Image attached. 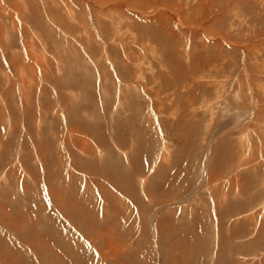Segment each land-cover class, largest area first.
<instances>
[{
    "label": "rangeland",
    "instance_id": "1",
    "mask_svg": "<svg viewBox=\"0 0 264 264\" xmlns=\"http://www.w3.org/2000/svg\"><path fill=\"white\" fill-rule=\"evenodd\" d=\"M0 26V264H264V0H0Z\"/></svg>",
    "mask_w": 264,
    "mask_h": 264
},
{
    "label": "bare ground",
    "instance_id": "2",
    "mask_svg": "<svg viewBox=\"0 0 264 264\" xmlns=\"http://www.w3.org/2000/svg\"><path fill=\"white\" fill-rule=\"evenodd\" d=\"M3 10V9H2ZM1 10V11H2ZM14 14V13H13ZM17 17V16H16ZM13 18V17H12ZM18 18V17H17ZM19 19V18H18ZM11 20V19H10ZM2 21H4V20H2ZM23 21V20H22ZM25 21V20H24ZM10 23H11V21H10ZM24 23V22H23ZM12 24H14V25H12V27L14 28V29H16V30H18L19 31V27L17 26L18 24L19 25H23L22 24V22L20 23H12ZM24 26V25H23ZM41 26V25H40ZM25 27V26H24ZM27 27V26H26ZM25 27V28H26ZM35 27V26H34ZM22 28V27H21ZM10 29H11V27H10ZM22 29H24V28H22ZM22 31V30H21ZM26 31V30H25ZM8 32H9V30L8 29H5L4 27H1L0 26V43H1V46H2V49H3V51L5 52V54L7 53L6 52V49H7V47L8 46H6L7 45V43H6V41H5V39H6V36H8ZM36 34V33H35ZM22 35V38H23V40H25L24 38L26 37L24 34H21ZM12 36V35H11ZM9 37V36H8ZM7 39H9V38H7ZM22 42V44H23V47H25V48H27V42H25V41H21ZM9 44H10V42H9ZM13 44V43H12ZM30 45V44H29ZM32 46V45H31ZM61 46V45H60ZM28 48H29V46H28ZM27 48V49H28ZM26 50V49H25ZM30 50H31V48H30ZM23 52H24V50H23ZM35 52V51H34ZM3 53V52H2ZM25 54V53H24ZM32 55H34V54H32ZM3 57V56H2ZM26 58H29L28 56L26 57ZM14 59V58H13ZM18 59V58H17ZM10 61V60H9ZM13 61V60H12ZM19 61V60H18ZM25 60V57H21L20 58V62H19V64H18V66L17 67H20V69H19V72L20 71H22V74H23V69L25 68V64L29 67V69H32V70H34V68H33V66H31L29 63H28V61H26ZM16 62V61H15ZM1 67H3V66H1ZM16 67V68H17ZM28 69V68H27ZM40 69V68H39ZM30 71V70H29ZM46 71V70H45ZM15 72V71H14ZM18 72V71H17ZM34 72H35V70H34ZM35 74V73H34ZM23 76V75H22ZM20 78V77H19ZM10 80V79H9ZM14 80V79H13ZM251 80V79H250ZM12 81V80H11ZM26 81H27V79L26 78H23V77H21V80H20V83H21V85H20V88H19V90H18V92L17 93H19V97H20V99H21V101L22 102H25V100L27 99V93L29 94L30 92H27V88H29L30 87V85L29 84H27V85H29L26 89L24 88V86H25V83H26ZM29 82V81H28ZM17 83V82H16ZM35 83V82H34ZM33 83V84H34ZM35 85V84H34ZM11 86V85H10ZM35 87V86H34ZM7 88V87H6ZM11 89H10V91H12V89L13 88H17V87H10ZM32 88V87H31ZM40 88V87H39ZM44 88V87H43ZM43 88H41V89H43ZM35 89V88H34ZM17 89H15V90H13V92H15ZM36 90V89H35ZM41 91V90H40ZM4 93V92H3ZM1 94V93H0ZM8 94V93H7ZM13 97V96H12ZM18 97V98H19ZM5 99H6V101H9L8 100V96L7 95H5ZM19 99V100H20ZM20 101V102H21ZM3 103V102H2ZM24 104V103H23ZM29 104V103H28ZM25 105V104H24ZM7 108V114L9 113V115H11V110H12V107H6ZM21 109H23V111H24V106H22L21 107ZM23 116V115H22ZM7 120H8V118H6ZM5 119V120H6ZM19 119V118H18ZM38 120V119H37ZM36 126V125H35ZM251 130V129H250ZM258 134V133H257ZM251 146V145H250ZM255 149V148H254ZM253 149V150H254ZM39 155V154H38ZM247 157V156H246Z\"/></svg>",
    "mask_w": 264,
    "mask_h": 264
}]
</instances>
